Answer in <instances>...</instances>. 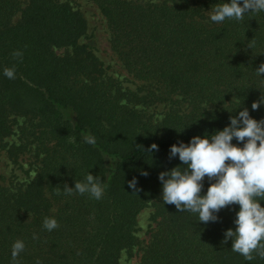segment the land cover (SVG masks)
Returning a JSON list of instances; mask_svg holds the SVG:
<instances>
[{
    "label": "trees",
    "instance_id": "1",
    "mask_svg": "<svg viewBox=\"0 0 264 264\" xmlns=\"http://www.w3.org/2000/svg\"><path fill=\"white\" fill-rule=\"evenodd\" d=\"M92 1L112 50L143 82L137 91L123 88L80 41L87 20L70 2L0 0V140L31 136L39 157L27 183L0 184V264H120L122 250L137 242V215L161 191L159 173L181 163L169 159V147L222 130L244 108L264 119V105L251 107L264 95V77L255 73L264 63V12L216 24L208 10L219 0ZM159 103L168 110L157 122L147 109ZM18 117L28 120L20 132ZM153 143L159 151L151 158L145 152ZM25 147L10 144L9 157ZM88 172L106 185L99 200L65 191ZM133 177L138 191L128 188ZM235 210L224 208L218 222L204 224L158 202L139 264H264L222 243ZM45 218L58 227L46 230ZM17 240L25 247L13 260Z\"/></svg>",
    "mask_w": 264,
    "mask_h": 264
},
{
    "label": "clouds",
    "instance_id": "2",
    "mask_svg": "<svg viewBox=\"0 0 264 264\" xmlns=\"http://www.w3.org/2000/svg\"><path fill=\"white\" fill-rule=\"evenodd\" d=\"M208 12L210 21L216 24L226 20L241 21L246 14L264 12V0H219ZM255 73L264 77V63ZM3 75L14 78V69L5 68ZM262 105L264 95L251 107L255 111ZM208 107L209 103L203 109ZM164 119L163 114L155 116L157 122ZM229 121L222 130L193 136L187 143L179 141L171 145L169 159L178 158L181 163L161 171L158 180L163 204L174 205L178 212L195 214L200 223L218 222L222 209L238 205L233 219L235 227L224 232L222 243L231 241V251L251 262L255 258L253 253L264 258V206L261 204L264 201V119L258 121L252 118L244 108L237 115L230 116ZM234 139L236 144L232 143ZM86 142L94 144L95 140L87 139ZM158 151L159 146L153 143L145 153L152 158V154ZM141 175L147 177L149 173L141 171ZM205 178L208 181L206 191ZM127 184L128 188L139 190L137 177ZM105 187L104 180L90 172L83 180H75L74 187L64 185L69 195L73 192L87 193L97 200L102 198ZM43 227L52 231L58 224L53 218H45ZM24 247L23 241L13 243V260L23 252Z\"/></svg>",
    "mask_w": 264,
    "mask_h": 264
},
{
    "label": "rangeland",
    "instance_id": "3",
    "mask_svg": "<svg viewBox=\"0 0 264 264\" xmlns=\"http://www.w3.org/2000/svg\"><path fill=\"white\" fill-rule=\"evenodd\" d=\"M68 1L73 7L80 10L85 16L88 24V30L85 36L80 41L88 44L94 51L99 60L102 62L106 72L117 79L123 88L137 91L143 84L141 80L136 79L123 66L121 60L112 50L110 42V32L107 27L105 18L101 14L97 5L92 0H60ZM61 50H58L60 52ZM185 107V106H184ZM148 114L155 116L157 114H165L168 110V105L159 103L148 107ZM14 130L21 131V127L28 125L27 118L18 117L15 122ZM6 142V143H5ZM26 144V150L20 153L17 159L9 157L7 152L10 144ZM33 138L22 133L12 135L9 138L0 140V184L5 186H13L16 183H27L35 174L39 165V157L34 154L32 147ZM207 181V178H205ZM162 201L161 191L158 197L137 215V224L135 235L137 242L130 250H122L120 255V264H139V258L142 247L149 239L150 230L154 227L155 222L152 219L154 205Z\"/></svg>",
    "mask_w": 264,
    "mask_h": 264
}]
</instances>
